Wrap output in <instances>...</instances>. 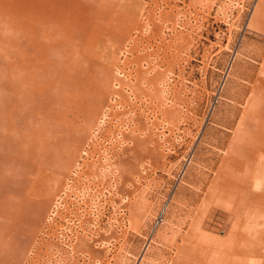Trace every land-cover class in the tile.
<instances>
[{
    "label": "rangeland",
    "instance_id": "374dc122",
    "mask_svg": "<svg viewBox=\"0 0 264 264\" xmlns=\"http://www.w3.org/2000/svg\"><path fill=\"white\" fill-rule=\"evenodd\" d=\"M261 1L0 0V264L16 259L41 264L47 258L50 250H36L47 244L45 237L23 238L8 216L18 214L13 205L20 202L29 208L49 199L33 196L42 189L38 178L49 196L51 175L67 178L61 167L68 151L93 117L99 94L104 93L101 105L106 106L115 76L122 87L120 98H110L118 102L112 133L98 138V147L106 150H101L99 166L82 169L101 174V195L91 213L100 218L103 240L92 250L105 254L107 264H149L172 256L178 235L189 224L191 230L202 223L203 235L216 239V251L231 248L239 254L231 264L259 259L242 249L264 237V214L228 218L227 201L209 200L200 208L203 195L197 187L201 181L204 191L227 160L224 140L231 130L221 123L230 117L238 86L245 85L241 76L251 67L259 69L253 54L264 51ZM131 129L147 138L148 154L134 163L124 151ZM206 137L211 143L203 141ZM139 148L134 146V153ZM78 153L76 168L82 164L79 156L84 158ZM129 166L134 167L131 185L115 190L110 181L117 174L125 177ZM207 212H213L211 217ZM23 214L17 220L24 222ZM25 240L22 254L15 243Z\"/></svg>",
    "mask_w": 264,
    "mask_h": 264
},
{
    "label": "bare ground",
    "instance_id": "6f19581e",
    "mask_svg": "<svg viewBox=\"0 0 264 264\" xmlns=\"http://www.w3.org/2000/svg\"><path fill=\"white\" fill-rule=\"evenodd\" d=\"M259 12H262V15L264 16V0L261 1V9H259ZM263 53L264 51H259L253 54V59L257 61L260 60L261 62L259 69L257 71L256 68L251 67L250 71H247L241 76V79L244 81L245 85L238 86L236 91L237 93L232 97L233 110L230 113V117L221 123V125L226 130H231V137L224 140L225 143H227L224 148L227 154V160H225L224 164L222 163L217 166L214 172V177L211 180L209 179V184L204 191L202 190L203 183L201 184V181L198 182L197 189L200 192L202 191L201 194L203 195V198L199 201L198 206L200 208L203 206V204L204 206H207L205 203L209 200H216L219 202L227 201L228 211L226 216L228 218L231 216H238L242 213L249 214L250 211H257L264 214ZM114 83L117 85L116 87L114 86ZM114 83H112L109 92V100L107 101L106 106L103 108L101 105L106 101L104 99L105 97L102 95L104 93L99 94L97 99V107L93 113V117H91L87 123L85 122L82 129L81 138L78 141H74L68 151L69 159L61 167V172L67 173V178L63 180H55L52 177L53 175H51L52 186L50 196L45 195L47 194L45 190L46 185H43L42 179L38 178L37 183L42 185L43 190L41 189L39 194L33 192V196L37 198L39 197L49 199L44 201H36L34 203L32 202L29 208V204L27 206V203L20 202L19 205H13V208L17 209L18 214L15 213V216H13L10 212L8 216L9 218L14 219V226L18 228L19 235H22L23 238H25V235L28 234L45 237L47 244H41L36 247V250L38 251L42 246L50 250L49 253L45 252V254H47V258L41 264H50L47 262H52L53 264H104L105 261L107 264L108 262L107 256L105 254L99 255L97 254L98 252L96 251L97 253H95L91 247L93 244H95V242H100L103 240L101 238V233L99 232L100 218H94L91 213V208L95 206L93 202L95 197L101 195V188H98V185L101 184V181L98 179L101 174L97 171L92 175L91 173L90 175H87L86 171L82 169L84 167L88 168L89 166H94L96 163H98L97 166H99V156L101 155V150L102 148L104 151L106 150L104 146L98 147V138L106 136L104 131L106 134L112 133L109 127L113 124L112 119L115 118V111L113 109L115 108V105L118 104V102H111L110 98L112 96L116 98L121 97L120 90L122 87V81L118 78V76H115ZM126 106L127 105H125V107ZM236 106L241 107L240 111L235 110ZM116 111H118V109H116ZM107 113L112 114L111 118L107 116ZM234 122L235 126L233 127ZM103 124L106 126L105 129H102ZM133 131L134 129L129 130L127 135L124 136L126 139V144L128 143V147L124 151L130 155L134 163L136 159H139L138 161L143 159L148 154V151L146 146L147 138L142 136L139 137L141 133L134 135L132 134ZM203 141L206 144H209L212 140L206 137L203 139ZM224 141L217 143L221 149L225 144ZM83 144L87 146L86 149H81ZM134 146L140 147L139 153H134ZM77 152H79L78 155H84V158L79 156L82 163L79 168H76L75 164L77 161L75 157ZM121 152H123V150H121ZM96 154L97 158H95ZM133 170L134 167L129 166L125 177L122 174L113 176L112 180H109L112 182L113 188L115 190H120L121 187L119 186L121 184H123V186L126 184L131 185V175L134 172ZM73 172L75 173L73 174ZM71 175L73 176V179L68 182L69 176ZM82 177H84V179H82ZM34 180L35 183L36 179ZM236 189H239L242 192L237 195L235 192H233ZM128 194V189H126L124 198L127 199V203H130V197ZM20 201H22V199ZM26 206L27 210H25ZM204 212H206V210ZM19 213H24V222L27 220L26 222L30 224V228L27 231L24 229V222L17 220V215H19ZM208 213L209 212L206 213V216L211 217L213 212L210 214ZM181 228L182 227L178 229L180 230ZM204 228V224L194 223L190 230L189 224L188 229L178 235L179 243L175 242L176 240L173 241L175 251L174 254L172 256L162 255L159 257L160 259L156 258L154 260H150L149 264H231L230 259L239 254H236L231 248H229L231 250H221V244H219V247L217 246L220 251H216L215 248H213V244L217 242L216 239L203 235ZM175 238L176 237H174V239ZM41 240H43V238ZM26 245V240L21 245H17V242L15 243V247L18 248L20 250L19 252L22 254L26 251ZM29 251H31V249H29ZM242 252L245 255L251 256L255 254V257H259V259L256 261H250V264H264V237H259L254 241L250 240V242L246 243V245L243 247ZM5 263L11 264L8 262ZM14 264H18V259L15 260Z\"/></svg>",
    "mask_w": 264,
    "mask_h": 264
}]
</instances>
